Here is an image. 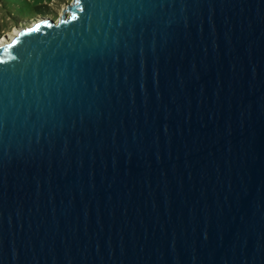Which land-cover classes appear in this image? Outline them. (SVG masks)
<instances>
[{
  "label": "water",
  "instance_id": "water-1",
  "mask_svg": "<svg viewBox=\"0 0 264 264\" xmlns=\"http://www.w3.org/2000/svg\"><path fill=\"white\" fill-rule=\"evenodd\" d=\"M19 29L0 264H264V0H72Z\"/></svg>",
  "mask_w": 264,
  "mask_h": 264
},
{
  "label": "rangeland",
  "instance_id": "rangeland-1",
  "mask_svg": "<svg viewBox=\"0 0 264 264\" xmlns=\"http://www.w3.org/2000/svg\"><path fill=\"white\" fill-rule=\"evenodd\" d=\"M71 2L72 0H0V40L13 27L24 28L37 21L38 17L58 20Z\"/></svg>",
  "mask_w": 264,
  "mask_h": 264
},
{
  "label": "bare ground",
  "instance_id": "bare-ground-1",
  "mask_svg": "<svg viewBox=\"0 0 264 264\" xmlns=\"http://www.w3.org/2000/svg\"><path fill=\"white\" fill-rule=\"evenodd\" d=\"M19 30H20L19 28H17V27H16V28L13 27L12 30H11V32H9V35H8L9 38H8V39H3V38H2V40H0V41H1L0 43L2 44V43H4V42H7L9 39H11V36L15 35Z\"/></svg>",
  "mask_w": 264,
  "mask_h": 264
},
{
  "label": "trees",
  "instance_id": "trees-1",
  "mask_svg": "<svg viewBox=\"0 0 264 264\" xmlns=\"http://www.w3.org/2000/svg\"><path fill=\"white\" fill-rule=\"evenodd\" d=\"M38 14V13H37Z\"/></svg>",
  "mask_w": 264,
  "mask_h": 264
}]
</instances>
